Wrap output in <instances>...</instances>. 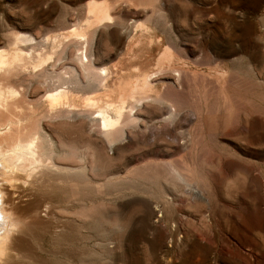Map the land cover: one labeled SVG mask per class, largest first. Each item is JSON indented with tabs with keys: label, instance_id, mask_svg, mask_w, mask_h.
Instances as JSON below:
<instances>
[{
	"label": "rangeland",
	"instance_id": "1",
	"mask_svg": "<svg viewBox=\"0 0 264 264\" xmlns=\"http://www.w3.org/2000/svg\"><path fill=\"white\" fill-rule=\"evenodd\" d=\"M254 5L255 59L237 0H0V49L27 33L54 56L9 77L27 103L43 108L42 81L78 66L77 49L92 75L108 71L104 89L82 70L85 99H116L147 75L154 86L113 144L81 97L76 117L44 114L70 172L8 183L0 172L16 224L9 264H264V0Z\"/></svg>",
	"mask_w": 264,
	"mask_h": 264
},
{
	"label": "bare ground",
	"instance_id": "2",
	"mask_svg": "<svg viewBox=\"0 0 264 264\" xmlns=\"http://www.w3.org/2000/svg\"><path fill=\"white\" fill-rule=\"evenodd\" d=\"M109 14H106L105 20L114 22L115 20L112 21L113 15ZM73 31L77 40L86 38L83 29L76 26ZM63 44L56 45L59 50L54 49V52L58 54V59L64 52ZM11 45L13 50L0 49V172L5 173L4 181L10 182L12 180L11 173L16 171H25L27 177H41L36 180L46 178L50 170L70 172V169H65L66 166L59 165L55 161L59 158L55 156V148L52 145L55 143V137L53 138L51 132L43 131L44 128L41 125L43 116L47 114L48 116L64 117L70 113L68 117H76V112H79V107H81L78 101H81L82 98L85 99L79 94L84 86L82 70H88L86 76L93 79L94 82L100 81L99 84L103 85L104 89L108 88L107 82L103 83L107 79L108 71L101 68L98 74L92 75L90 69L93 64L87 50L77 49L75 55L79 65L70 68L72 73L69 72L70 70L61 69L59 73L52 77L48 75L42 81V85L47 89L43 101L47 110H44V106L39 108L35 104L27 103L26 93L29 90L25 92V89L20 88L17 83H11L9 77H19L20 73L23 70H29V64H32L33 69L32 71L30 69L31 72L29 71L30 73L27 74L32 78L37 75L45 63L52 61L54 56L48 54L45 58L42 50L37 51V39L31 34H14ZM175 74L181 75L178 70ZM100 76L103 77L102 80H100ZM20 79L17 78V80ZM151 79L152 75H147L134 82L133 86H126L130 87L128 89L121 87L116 99H113L110 94L86 97L85 105H83L86 106V110L96 112L92 118L99 122L100 131L109 143L113 144L114 135L116 133L123 134L127 124L136 118L137 107L143 104V99L139 95L154 90ZM59 142L56 140V143ZM76 168L75 171H77ZM98 170L96 165L88 171L96 173ZM63 177L58 176V179L62 182L65 180ZM6 203L4 190L0 187V264H9L11 252L15 250L13 237L16 224L12 221V215L7 210ZM17 240H15L16 243Z\"/></svg>",
	"mask_w": 264,
	"mask_h": 264
},
{
	"label": "crops",
	"instance_id": "3",
	"mask_svg": "<svg viewBox=\"0 0 264 264\" xmlns=\"http://www.w3.org/2000/svg\"><path fill=\"white\" fill-rule=\"evenodd\" d=\"M241 3V6L239 7V9H237V13H236V17L242 18V20H244V18H251L252 20V24L250 28H245L244 25H242L241 27L238 28L239 30V35L241 37L242 40L248 39L251 40V45H252V54H248V53H243V51L241 52V54H239V52H237L236 56L240 57V58H249V55L251 56V58L255 59V0H237ZM246 2H251V8H249V6L247 5V8H245L244 3ZM244 22V21H242ZM254 65V63H253Z\"/></svg>",
	"mask_w": 264,
	"mask_h": 264
}]
</instances>
